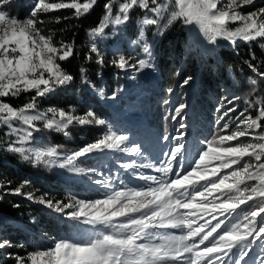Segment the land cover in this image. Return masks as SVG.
Here are the masks:
<instances>
[{"label": "snow or ice", "instance_id": "obj_1", "mask_svg": "<svg viewBox=\"0 0 264 264\" xmlns=\"http://www.w3.org/2000/svg\"><path fill=\"white\" fill-rule=\"evenodd\" d=\"M96 2L37 0L30 15L23 20L0 8V98L35 92L29 102L18 108L0 101V124L6 125L9 134L16 137L7 150L19 154L25 161H31L33 166H56L60 160L58 146L28 147L34 132L40 131L37 122H43L45 129L63 132L65 136L68 135V127L74 123L81 126H102L106 123L92 110L82 116L72 110L54 107L40 111L37 101L38 97H44L74 79L61 66V62L74 54V44L64 41L57 44L51 36L42 34L37 27L43 23L37 19L38 13L74 9V15L79 18L87 14ZM254 2L106 0L99 24L88 33L92 40L89 52L95 54L98 64H103L104 53L96 42L97 38L103 37L110 25L118 27L126 24L130 12L136 8L148 13L141 21L142 25L157 26L161 35L164 28L179 20L184 27L198 29L212 45L221 40L233 45L237 40L252 42L264 38V8L247 14L237 9ZM169 8L167 23L161 26ZM236 22L239 24L235 30L230 29L228 25ZM143 36L142 28L141 40ZM142 50L146 57L151 56L148 43L143 44ZM87 58L92 57L89 55ZM112 63L120 69L137 68V65L138 69L153 67L148 58L130 65L123 55ZM249 67L264 81V72H259L255 65L250 64ZM80 71L83 74L85 70L81 68ZM191 80V76L187 77L183 85H188ZM260 103L256 101L255 105L249 104L248 107ZM185 107V104H180L176 113L179 114ZM232 111L235 109H229L224 116ZM257 111L255 119L242 112L240 116L244 119L236 118L239 122L233 131L203 141L204 147L189 168L183 166L184 145L179 143L165 153L167 158L159 166L148 163L138 165L139 168L154 167L159 175L136 173V179L147 182L144 186L115 190L103 199H74L64 203L36 198L31 193H23L24 184H21L13 194L25 195L30 201L35 200L48 209L65 214L69 220L108 229L96 231L86 240H54L51 247L29 253L27 260L30 264H241L242 261L247 264L245 258L253 245L259 242L264 252V201L258 206H251V210L245 211L242 216L237 212L241 205L256 197H264V133L257 131L261 127L259 121L264 119V106L258 107ZM13 122H18L20 126H14ZM227 128L228 123L225 122L222 132H226ZM242 137L249 139L244 141L240 139ZM128 140L127 135L109 128L100 139L65 156L58 166L77 174H87L77 167L78 159L105 151L139 153V147H127ZM232 141L237 143L225 146L226 142ZM121 167L135 172L137 164L130 161L121 164ZM227 169L231 171H225ZM253 180L257 183L249 186L247 181ZM94 183L108 186L103 178L95 179ZM66 209L71 211L66 212ZM207 216L211 219H206ZM200 220L205 222L200 223ZM213 220L216 222L213 223ZM160 229H176L180 234L163 233ZM9 246V241L0 240V249ZM17 264H25L24 259L18 258ZM258 264H264V255H261Z\"/></svg>", "mask_w": 264, "mask_h": 264}, {"label": "rangeland", "instance_id": "obj_2", "mask_svg": "<svg viewBox=\"0 0 264 264\" xmlns=\"http://www.w3.org/2000/svg\"><path fill=\"white\" fill-rule=\"evenodd\" d=\"M82 1L79 0L81 3ZM14 2L15 0H0V8L8 12L10 15L23 20L30 15V12L37 0H25L23 1L21 8H18V5ZM223 2L227 3V0H223ZM260 8H264V0H255L253 5L242 6L238 8L237 11L247 14L252 11H257ZM135 10H139L141 12V17L136 23L137 33L134 37H130L127 33V24L124 26L125 29H123V31H120L121 25L118 27L110 25L107 29H105L104 36L97 38L96 42L98 43L101 51L104 53V56H110L118 59L120 55H123L128 59L130 65L137 64L139 59L148 58L153 67L138 69L137 65V68H119L122 71V75L118 80V77L113 75V79H115L117 86L111 91L107 90L105 87L93 88L90 84L86 83L84 79H82L79 90L86 91L89 96L87 106L83 109L78 108V106L82 104L78 93L75 96L77 99V106H69L65 109L59 108L58 105L60 104H53L54 102H60L62 100L63 92H65L67 85L71 82L64 86L57 87L54 91L46 94L44 97H38L37 101L40 111H46L48 108L54 107L65 111L72 110L76 115L82 116L86 111L92 110L99 118L105 120L106 123L102 126H96L94 124L81 126L74 123L68 127V135L65 136L63 132L47 130L43 127V122H37V127L40 128V131L34 132L33 140L28 147H31L32 149H41L53 145L50 138L52 135H57L66 141H73L70 131L78 132L79 130H86L92 134L86 142L82 137L79 138V141L85 142L80 145L79 148H81L88 143L100 139L105 133H107L108 129L111 128L118 133L127 135L129 137L127 147L129 149L132 147H139L140 152L137 154H130L118 151H105L87 155L76 161L77 167L84 169L87 174H77L69 171L67 168H60L58 164L63 161L65 156L71 154L79 148L58 147L60 160H58L56 166H33L31 161H25L19 154H15L7 150L8 145L12 143L16 137L9 134V128L6 125L0 124V149L18 156L20 162L31 164L34 168H36L37 172L43 174L44 176H55L56 173V184L61 187L65 194L63 200L58 199L50 192H44L41 189H32L31 194H33L34 197H44L53 201L62 200V202L68 203L74 199H103L107 194L115 190L144 186L147 182L136 179V173H143L144 175H159V173L154 170V167L139 168L138 165L140 163H148L153 166H159L167 158L165 153H168L175 145L182 143L184 145L183 166L184 168H189L192 161L197 157L199 150L204 147V144L202 143L203 141L211 140L213 136L218 134L223 135L233 131L239 122L236 118L239 117L241 120L244 119L243 116H240L242 112L255 119L258 116L257 108L264 106V96L260 97L262 89L256 86L257 81H259L260 86L264 88V81H262L259 76L252 71V68L249 67V65L252 64L256 66L258 71H263L264 47H261V45L264 44V38H257V40L252 42L237 40L234 45L228 41H218L216 45H212L206 41L203 34H201L198 29L184 27L182 22L179 20L163 29L164 33L176 22H180L187 39L184 43L185 49L188 51L193 49V57L196 59L197 66H203L205 72L210 70V74L216 78L218 83L217 86L220 92L218 97L215 99L210 98L208 106L205 104L204 106H201L199 103L195 104L194 102V94L197 90L195 78H192L189 84L184 86L183 81L188 76L185 77L179 85L176 86L174 91L169 89L165 90L164 88L162 89L159 87L158 82L160 81L161 76L158 73V69L155 64L153 48L162 35L158 34L157 26H144V36L143 40H141V31H139L138 25L140 21L143 20L145 15H148V13L141 11L139 8H136L131 12ZM170 11L171 8H169L168 12L165 13L163 19L161 20V26L167 23ZM238 24L239 22L230 23L228 26L230 29L235 30ZM37 27H39L41 31L43 30V25L41 23L38 24ZM133 41H137V43H133ZM145 42L150 46V57H146L143 53L142 47ZM91 43L92 40L88 35L89 48ZM236 47H238V49L247 47V49L251 51L252 55L254 54L252 49L255 48L261 55V58H256V60L254 56H252L251 63L249 64L242 63L245 65L246 70L250 72L249 77L245 79V85L249 91L246 95H241L238 100L236 94L231 91V87L226 86L224 83V79H228L229 82L237 87V79L234 77V71L230 68H226L225 70L222 69L221 59L218 56V51L229 48L234 52ZM209 61H211V63H209ZM220 71H223L224 73L223 79L220 77ZM243 74L244 73L240 71L239 75L241 77ZM253 80L256 81L255 84L252 83ZM235 91L238 92V89ZM60 94L61 97H58ZM34 95V91L29 93L22 92L17 97L10 95L5 98H0V101L6 102L10 98H20L23 99L26 104ZM92 97L96 98L99 101L100 106L106 110L103 111V116L96 106L88 109V104L90 103V99ZM256 101H260L261 103L251 108L248 107L249 104L255 105ZM238 102H240V104ZM180 104H185L186 107L182 109L179 114H177L175 110ZM229 109H235V111L229 112L227 116H224V113L228 112ZM221 116H224V119H220ZM136 120L139 121V123H137ZM225 122L228 123V128L226 132H222V126ZM259 123L261 127L257 129V131L264 133V119H261ZM13 124L17 127L20 126L18 122H13ZM244 126L246 125H242V127ZM165 137H167V139H165ZM177 137H182V139H177ZM240 139L247 141L249 137H242ZM227 143L234 144L237 143V141L226 142L225 146H227ZM130 161L137 164L135 172L132 169L125 170L121 167V164ZM253 163L255 164L256 162L253 160ZM234 167H238V165H234ZM225 171H231V169H227ZM100 178H103L108 182L107 187H101L94 183L95 179ZM68 183L80 186L81 188L75 192L67 187L66 184ZM256 183L257 181L254 180L247 181L249 186ZM13 192L3 190L2 194L16 195L13 194ZM247 194L248 193H246V195ZM23 200L30 202L34 206L39 207L41 210L48 212L58 219L72 223L73 229L70 232L72 234L71 239L86 240L96 231H108V229H105L100 225H97L94 228L92 225L69 220L66 218L65 214L57 213L48 209L35 200L30 201L25 195L23 196ZM261 201H264V197H256L253 201H249L248 204L241 205L240 209H237V212L242 216L245 211L251 210V206H258ZM218 202L219 201H217V203ZM65 211H71V209H66ZM33 218L27 219L29 225L37 223V219ZM220 218L223 219V217ZM206 219H211V217L207 216ZM199 222L204 223L205 221L200 220ZM215 222L216 221L213 220V223ZM159 231L163 233L180 234L179 230L176 229H160ZM3 234H6V232H3ZM36 235H38L40 239L30 237V240L26 241V244L23 241L22 243H13L9 238H0V240H7L11 244L9 247L0 249V264H6L5 262L7 261H10V263L7 264H17L18 258H23L25 264H30L27 260L29 253L47 249L53 245L54 241L47 246H43L44 244L41 240L45 238L40 232H37ZM28 243H30L34 248H27ZM9 249H21L24 254L21 255L16 252H8ZM261 255H264V252H262L258 242L251 247L248 257L245 258L247 264H258ZM241 264H244V262L242 261Z\"/></svg>", "mask_w": 264, "mask_h": 264}, {"label": "trees", "instance_id": "obj_3", "mask_svg": "<svg viewBox=\"0 0 264 264\" xmlns=\"http://www.w3.org/2000/svg\"><path fill=\"white\" fill-rule=\"evenodd\" d=\"M23 1L25 0H15L14 3L18 5V8H21ZM105 3L106 0H97L94 7L87 14L79 18L74 15L73 9H60L48 13H39L37 16L39 20L43 21L41 23L43 25L42 32L45 36H51L57 44L61 41L74 44V54L69 59L61 62L64 71L71 74L74 79L67 85L65 92H63L62 100L53 103L60 104L58 105L59 108L66 109L69 106H77V99L75 97L77 93L82 102L78 108L83 109L87 106V101L89 100L88 93L79 90L82 79L93 88L105 87L111 91L117 86L113 75L118 77L117 80L122 75V71L112 63L116 58L104 56L103 64H98L95 54L89 52L88 33L99 24L104 14ZM140 17L141 12L139 10L130 13V19L126 26L130 37H134L137 33L136 23ZM57 18H60L59 22H57ZM186 41L187 39L181 23L176 22L169 30L162 34L154 45V60L158 73L161 76L158 85L162 89L174 91L176 86L185 77L191 76L196 79L195 104L199 103L201 106H204V104L208 106L210 98L215 99L220 93L217 86L218 83L216 78L210 74V70L205 72L203 66H197L196 59L193 57V49L189 51L185 49L184 43ZM235 49L234 52L229 48L220 50L218 51V56L221 59L222 69L230 68L234 71L237 87L229 82L228 79H224V83L226 86L231 87V91L236 94L238 100L241 95H246L249 91L245 85V79L249 77L250 72L246 70L244 64L251 63L252 56L256 60V58H261V55L255 48L252 49L254 51L253 55L247 47L239 49L236 47ZM89 55H91V59L87 58ZM81 68L85 70L83 74L80 71ZM262 70L259 71L264 72V67ZM240 71L244 73L242 77L239 75ZM220 77L221 79L224 78L223 71H220ZM256 86L262 89L260 97L264 96V88L260 86L259 81H257ZM237 89L238 92L235 91ZM58 97H61V94ZM6 102L17 108L25 104V101L20 98H10ZM238 103L240 104V102ZM95 106L103 116L105 109L100 106L96 98L92 97L88 104V109ZM70 134L73 141H66L57 135H52L50 136L51 142L58 147L79 148L81 144H84L89 139L92 133L86 130H79L78 132L70 131ZM80 137L85 142L79 141ZM56 183V173L55 176H44L37 172L36 168L31 164L20 162L18 156L0 149V238H9L13 243H22L23 241L26 244V241H29L30 237L40 239L36 235L37 232H40L45 238L41 240L44 244L43 246L49 245L54 240L71 238L72 234L70 232L73 229V225L69 221L58 219L30 202L23 200L24 195L2 194L3 190L13 192L15 188L24 184L23 193H31L32 189H41L44 192L54 194L58 199L64 200L65 194ZM66 185L75 192L81 188L71 183ZM33 217L37 219V223L29 225L27 219H32ZM3 232H6V234H3ZM27 245V248L33 247L30 243ZM8 252L24 254L21 249H9ZM5 263H10V261Z\"/></svg>", "mask_w": 264, "mask_h": 264}, {"label": "bare ground", "instance_id": "obj_4", "mask_svg": "<svg viewBox=\"0 0 264 264\" xmlns=\"http://www.w3.org/2000/svg\"><path fill=\"white\" fill-rule=\"evenodd\" d=\"M141 21H142V20H141ZM141 21H140V23H139V25H138L139 31H141L142 28H143V30H144V28H145L144 25H142ZM126 24H127V23H126ZM126 24L121 25V30H120V31H123V29H125L124 26H125ZM220 42H227V41H223V40H221ZM136 122L139 123V121H137V120H136Z\"/></svg>", "mask_w": 264, "mask_h": 264}]
</instances>
